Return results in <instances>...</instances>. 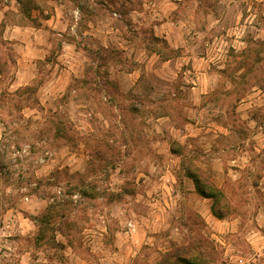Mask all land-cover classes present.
I'll use <instances>...</instances> for the list:
<instances>
[{"label": "rangeland", "instance_id": "obj_1", "mask_svg": "<svg viewBox=\"0 0 264 264\" xmlns=\"http://www.w3.org/2000/svg\"><path fill=\"white\" fill-rule=\"evenodd\" d=\"M0 67V264H264V0H0Z\"/></svg>", "mask_w": 264, "mask_h": 264}, {"label": "trees", "instance_id": "obj_2", "mask_svg": "<svg viewBox=\"0 0 264 264\" xmlns=\"http://www.w3.org/2000/svg\"><path fill=\"white\" fill-rule=\"evenodd\" d=\"M21 2V0H19ZM2 68L0 67V72H2ZM32 89L30 86H26L23 90ZM21 91L18 89L16 92ZM189 175L194 179L196 189L199 193H201L205 197L213 198L214 202L212 204V211L218 218L225 217V213L221 210H217V200H221L224 196V193L220 188H218L214 182H212L208 177L203 175V172L196 168V170H191L188 172ZM49 219V215L46 216ZM173 263H183V264H199L201 262L202 257L200 253H197L195 247L186 245L183 248H176L172 253H170L166 258L162 259L158 264H169V262Z\"/></svg>", "mask_w": 264, "mask_h": 264}, {"label": "crops", "instance_id": "obj_3", "mask_svg": "<svg viewBox=\"0 0 264 264\" xmlns=\"http://www.w3.org/2000/svg\"><path fill=\"white\" fill-rule=\"evenodd\" d=\"M158 27H160L159 25H158ZM157 30V29H156ZM159 30V29H158ZM167 32V31H166ZM156 33H158V32H156ZM164 33H162V35H163ZM163 36H165L166 38H170L169 37V34H168V32L167 33H165V35H163Z\"/></svg>", "mask_w": 264, "mask_h": 264}]
</instances>
